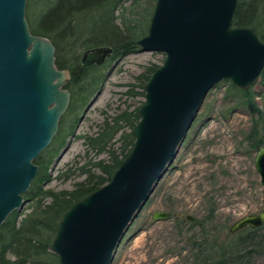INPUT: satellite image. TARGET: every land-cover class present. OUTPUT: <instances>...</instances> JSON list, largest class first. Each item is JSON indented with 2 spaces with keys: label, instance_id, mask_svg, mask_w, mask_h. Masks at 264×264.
<instances>
[{
  "label": "water",
  "instance_id": "water-1",
  "mask_svg": "<svg viewBox=\"0 0 264 264\" xmlns=\"http://www.w3.org/2000/svg\"><path fill=\"white\" fill-rule=\"evenodd\" d=\"M239 0H156L142 53L165 60L144 86L134 145L110 182L62 217L51 252L59 264H113L120 246L175 163L208 94L221 82L248 91L264 74V43L253 28H236ZM97 48L83 62L101 65ZM67 71L56 65L51 39L33 35L27 0H0V229L21 214L36 179L35 161L49 149L70 108ZM255 168L264 189V147ZM21 216V215H20ZM156 212L155 222L168 221ZM195 221L194 217H189ZM264 225V214L231 227Z\"/></svg>",
  "mask_w": 264,
  "mask_h": 264
},
{
  "label": "rangeland",
  "instance_id": "rangeland-1",
  "mask_svg": "<svg viewBox=\"0 0 264 264\" xmlns=\"http://www.w3.org/2000/svg\"><path fill=\"white\" fill-rule=\"evenodd\" d=\"M164 60V54L138 50L113 60L109 56L101 65L91 64L103 70L104 79L81 109L65 115L64 130L72 126L73 135L60 133V127L53 140L51 145L56 143L59 149L44 190L70 192L86 179V171L99 173L94 165L108 155L98 154L92 139L107 119L142 106L141 87L146 84L141 76ZM252 92L264 110V78ZM252 129L253 118L241 91L228 82L219 83L208 94L175 163L130 229L113 264H193L196 252L189 239L200 230L176 221L178 215L209 219L207 228L224 240L237 221L264 213V189L255 168L259 150L245 140ZM30 206L26 203L20 215L29 214ZM156 212H169L171 218L155 222ZM255 256L251 264H264V251Z\"/></svg>",
  "mask_w": 264,
  "mask_h": 264
},
{
  "label": "trees",
  "instance_id": "trees-1",
  "mask_svg": "<svg viewBox=\"0 0 264 264\" xmlns=\"http://www.w3.org/2000/svg\"><path fill=\"white\" fill-rule=\"evenodd\" d=\"M129 2L131 5L126 6ZM155 3L156 0H27L32 34L52 40L57 67L70 75L67 88L72 101L66 116L81 109L104 79L101 68L83 62L82 52L110 48L113 60L138 51L137 42L148 33ZM233 24L236 28L255 29L264 43V0H239ZM158 68L152 66L141 76L145 84ZM252 90H240L253 118V129L245 140L252 149L260 150L264 147V110L257 105V94ZM141 95L144 97V92ZM139 109L122 111L104 122L92 146L98 154H107L108 159L95 163L98 174L86 171V179L77 183L73 191L44 190L49 180L46 174L59 148L55 143L40 155L35 161L38 175L24 195L31 212L21 216L12 213L0 229V264H59L51 246L62 217L74 204L108 184L128 157L134 145L132 131L139 122ZM66 116L59 130L70 136L73 127L64 130L63 126ZM206 223H210L209 219L193 224L200 230L198 236L189 239L196 252L193 264H246L244 250L238 248L241 241H246L252 251H264L262 228L244 240L230 234L220 240Z\"/></svg>",
  "mask_w": 264,
  "mask_h": 264
},
{
  "label": "flooded vegetation",
  "instance_id": "flooded-vegetation-1",
  "mask_svg": "<svg viewBox=\"0 0 264 264\" xmlns=\"http://www.w3.org/2000/svg\"><path fill=\"white\" fill-rule=\"evenodd\" d=\"M259 214H257V215H259ZM189 217H191V216L178 215L177 218H176V221H178L181 224H184V223L186 224V223L189 222V224L191 225L192 228H196V227L193 226V224L196 222V218H195V221H190L189 220ZM170 218H171V215H170ZM261 228L263 229L264 228V225L262 227L253 228V229L252 228H245V229H243V230H241V231H239V232H237L235 234H232L231 233V228H230L229 229V234L232 237L240 236L242 238V240H244V239H246V237H248L249 234H252L253 235L254 233H256V231L258 229H261ZM180 229H181V227H180ZM261 234H263V233H261ZM193 237H195V236H193ZM247 247L248 246L246 245V241L239 242L238 248L244 250L245 262H246V264H249V263H252V259L256 258L255 255L258 256L259 254H262V253L259 252V251H255V250L252 251L251 249H248Z\"/></svg>",
  "mask_w": 264,
  "mask_h": 264
}]
</instances>
